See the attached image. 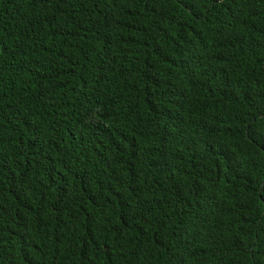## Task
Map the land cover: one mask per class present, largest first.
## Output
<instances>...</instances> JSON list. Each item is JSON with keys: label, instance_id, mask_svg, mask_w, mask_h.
I'll return each mask as SVG.
<instances>
[{"label": "trees", "instance_id": "16d2710c", "mask_svg": "<svg viewBox=\"0 0 264 264\" xmlns=\"http://www.w3.org/2000/svg\"><path fill=\"white\" fill-rule=\"evenodd\" d=\"M0 264H264V0H0Z\"/></svg>", "mask_w": 264, "mask_h": 264}, {"label": "snow or ice", "instance_id": "6c2138e0", "mask_svg": "<svg viewBox=\"0 0 264 264\" xmlns=\"http://www.w3.org/2000/svg\"><path fill=\"white\" fill-rule=\"evenodd\" d=\"M214 6V5H213Z\"/></svg>", "mask_w": 264, "mask_h": 264}]
</instances>
